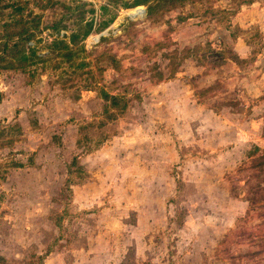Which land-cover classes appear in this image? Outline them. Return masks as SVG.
I'll return each mask as SVG.
<instances>
[{
  "label": "rangeland",
  "instance_id": "obj_1",
  "mask_svg": "<svg viewBox=\"0 0 264 264\" xmlns=\"http://www.w3.org/2000/svg\"><path fill=\"white\" fill-rule=\"evenodd\" d=\"M0 91V264H264V0L3 1Z\"/></svg>",
  "mask_w": 264,
  "mask_h": 264
},
{
  "label": "trees",
  "instance_id": "obj_2",
  "mask_svg": "<svg viewBox=\"0 0 264 264\" xmlns=\"http://www.w3.org/2000/svg\"><path fill=\"white\" fill-rule=\"evenodd\" d=\"M3 1L2 0H0V3H2ZM139 5H141V4H139V3H137L136 5H135V7L136 6H139ZM92 32V26H89L88 27V29L87 30H85V31H83V38H87L89 35H90V33ZM26 41H31V37H28L27 39H25ZM78 40V36L76 35V34H72L71 35V37H70V41H72V42H74V41H77ZM3 99H4V95H3V93L0 91V104L2 103V101H3ZM0 125H1V122H0ZM0 205H1V196H0Z\"/></svg>",
  "mask_w": 264,
  "mask_h": 264
},
{
  "label": "crops",
  "instance_id": "obj_3",
  "mask_svg": "<svg viewBox=\"0 0 264 264\" xmlns=\"http://www.w3.org/2000/svg\"><path fill=\"white\" fill-rule=\"evenodd\" d=\"M2 92V91H1ZM3 102V101H2ZM2 104V103H1ZM1 104H0V108H1ZM0 122H1V120H0Z\"/></svg>",
  "mask_w": 264,
  "mask_h": 264
},
{
  "label": "built area",
  "instance_id": "obj_4",
  "mask_svg": "<svg viewBox=\"0 0 264 264\" xmlns=\"http://www.w3.org/2000/svg\"><path fill=\"white\" fill-rule=\"evenodd\" d=\"M2 1H8V0H2Z\"/></svg>",
  "mask_w": 264,
  "mask_h": 264
},
{
  "label": "bare ground",
  "instance_id": "obj_5",
  "mask_svg": "<svg viewBox=\"0 0 264 264\" xmlns=\"http://www.w3.org/2000/svg\"><path fill=\"white\" fill-rule=\"evenodd\" d=\"M131 15H133L132 13H130ZM134 16V15H133Z\"/></svg>",
  "mask_w": 264,
  "mask_h": 264
}]
</instances>
